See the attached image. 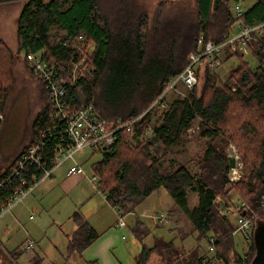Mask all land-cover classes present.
Masks as SVG:
<instances>
[{
	"label": "trees",
	"instance_id": "16d2710c",
	"mask_svg": "<svg viewBox=\"0 0 264 264\" xmlns=\"http://www.w3.org/2000/svg\"><path fill=\"white\" fill-rule=\"evenodd\" d=\"M149 1L25 0L16 21L17 52L0 39V113L12 90L16 53L25 61L28 53L41 54L53 65L57 77L70 81L65 87L72 106L93 102L98 112L116 125L136 118L130 131L120 128L111 144L94 149L102 151L92 170L108 203L125 216L164 188L199 233V239L215 238L216 258L221 264H250L257 251L256 221L264 220V32L248 44L258 60L255 68L244 55L234 52L225 54L224 59L237 56L239 64L225 79L207 64L200 65V86L198 82L183 96H169L160 121L153 125L152 116L158 106L162 107L161 102L153 104L154 100L170 78L186 66L198 38L218 43L234 32L238 20L245 25L264 21V0L243 8L239 17L231 0ZM195 123L199 127L197 137L204 139L202 150L184 161L169 158L173 147H185L188 131ZM42 132V161L51 166L56 147L66 144L67 137L64 124L53 117L48 103L33 120L32 139ZM229 145L243 161L242 180L229 177ZM28 146L0 171V209L21 187L23 177L42 175L30 165L20 174H12ZM230 190L238 193L233 210ZM189 192L198 195V203L192 208L188 205ZM228 209L237 216L253 218L249 246L243 254L235 249L236 226ZM73 220L77 227L67 236L68 255L81 254L98 236L78 212L73 213ZM134 232L143 240L148 229L137 219ZM16 250L5 252L0 247V261L8 254L12 258L9 264H14L21 254ZM154 251L161 254V264L206 263L196 247L182 254L173 240L155 238L151 246L143 243L134 264H147ZM41 259L32 256V264H39Z\"/></svg>",
	"mask_w": 264,
	"mask_h": 264
},
{
	"label": "rangeland",
	"instance_id": "374dc122",
	"mask_svg": "<svg viewBox=\"0 0 264 264\" xmlns=\"http://www.w3.org/2000/svg\"><path fill=\"white\" fill-rule=\"evenodd\" d=\"M194 0H192L193 2ZM255 0H231L232 8L238 3L242 8L251 5ZM25 0H9L0 2V39L4 40L14 52H17V37H16V21L20 9ZM151 3V0L149 1ZM237 27L234 26L236 33ZM229 49L220 56V64L209 65L208 68L215 70L220 74L222 79H225L230 70L237 67L239 59L233 56L227 60L224 59ZM236 53V52H234ZM241 55L239 53H236ZM244 55L252 68L258 64V60L248 50ZM204 65V64H201ZM12 90L6 101L3 120L0 125V171L9 166L16 159V155L26 146L31 144L32 139V123L36 115L47 105V92L41 80L34 74V71L29 67V62L25 61L21 54L16 56L12 63ZM5 78V77H4ZM202 83L200 80L199 86ZM220 84V81L218 82ZM182 94L172 93L170 96L185 95L187 92L185 87H182ZM164 107L158 106L152 116V125L160 121ZM199 132L198 124H193L188 131V142L185 147H173V153H169L168 157H175L180 161H184L188 157L198 153L203 148L204 139L197 137ZM151 134V131L148 133ZM151 136V135H150ZM229 145L227 148L228 154H233L235 148ZM235 157L236 169L235 172L229 174L234 175V181L242 180L244 176L243 161L238 153L233 154ZM102 158V151L92 148H85L75 154V159L82 164L84 170L91 176L93 173L92 164ZM73 165V161H67L59 168L66 169ZM70 168V167H69ZM95 173V172H94ZM52 178V177H51ZM50 179V178H49ZM231 179V178H230ZM81 186V194L74 192L66 194L61 187L49 183L47 195L41 189L48 186V181L42 183L40 187L24 199L14 211L20 212L18 218L3 214L0 217V247L5 252L16 250L17 258L14 264H32V256L39 254L42 257L39 264H89L85 262L78 253L68 255V238L66 233H71L74 227L72 221H69L71 216L77 210L85 215L90 223H98L103 216L106 221H101L99 227H105L107 220L114 219L116 224L118 215L114 207L107 203L103 192L93 184L90 179H84ZM39 191V192H38ZM160 191L167 194L168 200L173 199L164 188ZM50 192V193H49ZM162 193L154 192L146 199L142 200L135 208L134 212L127 213L124 216V221L127 223L125 228L119 229L120 237L122 238L121 252L123 256L121 261L123 264H134L136 256L142 249L143 243L151 246L155 238L164 240H173L176 249L183 254V251H191L196 247L198 254L205 256V264H221L216 258L217 248L211 249L208 238L199 239V233L194 230L192 224L188 220L185 213L177 209L175 205L171 207L167 202L164 203ZM74 197V198H72ZM238 193L236 190H230L228 199L231 204L230 209L233 210L234 204H237ZM198 203V195L195 192L188 193V205L190 208ZM110 204V205H109ZM114 209V210H113ZM160 214H164L168 218V223L158 219ZM3 216V217H2ZM32 217V218H31ZM231 222L237 226L238 218L235 212L229 214ZM137 219L145 223L148 233L143 240H139L134 232ZM263 219H257L256 225L262 224ZM31 227L32 237L27 230ZM30 238L36 241L33 249L21 247V244ZM233 240L237 252L243 254L249 243L245 239L242 231L235 230L233 232ZM26 241V242H27ZM8 255V254H7ZM2 256L0 264H9L12 258ZM162 256L154 251L147 264H161ZM176 264V263H174Z\"/></svg>",
	"mask_w": 264,
	"mask_h": 264
},
{
	"label": "built area",
	"instance_id": "2783aa9c",
	"mask_svg": "<svg viewBox=\"0 0 264 264\" xmlns=\"http://www.w3.org/2000/svg\"><path fill=\"white\" fill-rule=\"evenodd\" d=\"M234 10L237 17L243 12V8L238 3L234 6ZM236 27V33H232L228 38L218 43L200 36L197 41L196 49L188 55L186 66L178 74L170 78L169 83L162 93L154 100L153 104L161 102V106L165 107V100L172 93L182 94V87H194L199 82L198 66L201 64H220V56L224 54L226 50L229 49L231 52L246 54L249 50L248 44L264 32V21L252 25H245L241 20H238L236 22ZM26 57L34 74L44 83V87L47 91V102L51 107V114L64 124L67 141H65L66 144L61 143L56 147L53 165L47 166L46 163L42 161L40 153L43 145L42 138L45 134L42 132L39 136L34 138L27 150L17 159L12 168V174L15 173L18 175L21 170L27 165H30L40 170L42 175L40 177H35L33 175L30 179L23 177L21 180V187L13 194L6 206L0 209V217L3 213H6L15 204L21 202L28 196L43 179L50 176L54 170L64 162L68 160L74 162L68 169V174L76 171L84 172V168L76 161L75 154L85 148L96 149L111 144L116 137V131L120 128H125L127 131H130L132 123L136 119L119 122L116 125V123H111L104 118L98 112L93 102L82 101L78 106H72L71 102L67 99L65 87L70 81L64 77H57L53 65L44 60L41 54L28 53ZM3 118V113H0V121H2ZM235 169L236 164L234 168H230V173L235 172ZM229 177L232 180L236 178L234 175L231 176L230 174ZM88 178L100 189L98 183L99 177L96 173L93 172ZM261 205L264 208V193L261 196ZM115 210L118 215L117 226L119 228H124L126 226L124 215L119 209L115 208ZM227 212L231 213V210L228 209ZM237 218L239 225L236 226V230L242 231L245 235V239L250 240L253 218L251 216L242 215H238ZM158 219L168 223V218L164 214H160ZM208 241L211 249H213L215 238L210 236ZM33 245L34 240L30 238L26 242L25 248L32 249Z\"/></svg>",
	"mask_w": 264,
	"mask_h": 264
},
{
	"label": "crops",
	"instance_id": "0c3cea01",
	"mask_svg": "<svg viewBox=\"0 0 264 264\" xmlns=\"http://www.w3.org/2000/svg\"><path fill=\"white\" fill-rule=\"evenodd\" d=\"M68 161H70V160H68ZM80 165L82 166V164H80ZM70 166H71V164H70ZM60 167H61V165L59 167H57L50 176L43 179L30 194H33V192H36V190L40 187V185H42V183H44L46 181H48V184H47L48 186H44V188L41 189L43 191V192H41L43 196H44L43 193L45 191H47L48 187L51 185H52V188L55 185L61 187L62 191L66 192V194L74 192V197L76 196V194H81V191H82L81 186L83 185V182L85 181L84 179H86V178L89 179L86 171L85 170H84V172L76 171L74 173L68 174L69 167L66 169H61V170L59 169ZM49 183H51V185H49ZM53 184H55V185L53 186ZM156 192L162 193L161 195L164 196V203L167 202L170 207L172 205H175L174 202L172 203L171 200H168L167 194H163V192L160 190H158ZM45 194L47 195V192H45ZM28 196H26L24 199L28 198ZM74 197H72V198H74ZM104 199L108 203L106 198H104ZM21 202L15 204L10 210H8L6 213H4L3 216L9 213L10 216H13L15 219L18 218L20 215V212H19V210L15 212L14 209ZM75 212H78L84 219H86L90 223L89 219L85 215H83L81 212H79L77 210ZM70 220L72 221L74 227H73L71 233L70 232L66 233V236L71 235L77 227L76 223L73 220V215L71 216V214L69 217V221ZM101 221L104 222V221H106V219L103 216H101V219L97 224L96 223L95 224L90 223L92 225V227L95 229V231L97 232L98 236L92 241V243H90L82 251L81 254H79L80 257H82V259L87 263L94 261L95 264H123L121 261L123 253L120 251L122 248L121 247L122 246V243H121L122 238L120 237V234H119V229H121V228H119L117 226V224L115 223L116 220H114V219L107 220V225H105V227H99L98 224H100ZM27 232L30 234L29 236L32 237L31 227H29ZM26 241L21 244V247H25ZM35 245H36V241L34 240V245L32 247L33 250H34ZM34 255H39V254L36 253ZM16 263H17V261H16Z\"/></svg>",
	"mask_w": 264,
	"mask_h": 264
},
{
	"label": "water",
	"instance_id": "95a60500",
	"mask_svg": "<svg viewBox=\"0 0 264 264\" xmlns=\"http://www.w3.org/2000/svg\"><path fill=\"white\" fill-rule=\"evenodd\" d=\"M233 154H228L230 168H234L236 164ZM255 240L257 243V251L250 264H264V222L262 224L256 225Z\"/></svg>",
	"mask_w": 264,
	"mask_h": 264
},
{
	"label": "bare ground",
	"instance_id": "6f19581e",
	"mask_svg": "<svg viewBox=\"0 0 264 264\" xmlns=\"http://www.w3.org/2000/svg\"><path fill=\"white\" fill-rule=\"evenodd\" d=\"M30 64V63H29ZM52 65V64H51ZM31 66V65H30ZM200 66V65H199ZM38 77V76H37ZM39 78V77H38ZM40 79V78H39ZM41 80V79H40ZM42 81V80H41ZM43 83V82H42ZM44 84V83H43Z\"/></svg>",
	"mask_w": 264,
	"mask_h": 264
}]
</instances>
